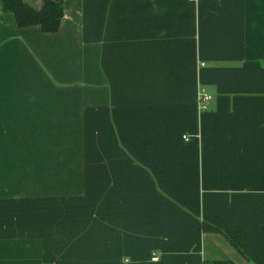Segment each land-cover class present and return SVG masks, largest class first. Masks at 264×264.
Wrapping results in <instances>:
<instances>
[{
  "label": "crops",
  "instance_id": "crops-1",
  "mask_svg": "<svg viewBox=\"0 0 264 264\" xmlns=\"http://www.w3.org/2000/svg\"><path fill=\"white\" fill-rule=\"evenodd\" d=\"M214 262L264 264V0H0V264Z\"/></svg>",
  "mask_w": 264,
  "mask_h": 264
},
{
  "label": "trees",
  "instance_id": "trees-1",
  "mask_svg": "<svg viewBox=\"0 0 264 264\" xmlns=\"http://www.w3.org/2000/svg\"><path fill=\"white\" fill-rule=\"evenodd\" d=\"M4 8L12 12L19 27L38 25L46 33L59 30L64 15V0H44L40 9H35L24 0H3ZM204 229L216 230L211 224L204 223ZM232 245L239 251L242 249V234L239 231L224 232ZM210 264H223L214 262Z\"/></svg>",
  "mask_w": 264,
  "mask_h": 264
},
{
  "label": "built area",
  "instance_id": "built-area-1",
  "mask_svg": "<svg viewBox=\"0 0 264 264\" xmlns=\"http://www.w3.org/2000/svg\"><path fill=\"white\" fill-rule=\"evenodd\" d=\"M189 1L197 2L198 0H189ZM211 99H212V95L211 94H209V93H207L205 91H201L199 93V99H198L199 100V104H200V108L203 109V110L207 109L208 103H209V101ZM184 138H186V136ZM157 259H158L157 256L153 257V260H157Z\"/></svg>",
  "mask_w": 264,
  "mask_h": 264
}]
</instances>
